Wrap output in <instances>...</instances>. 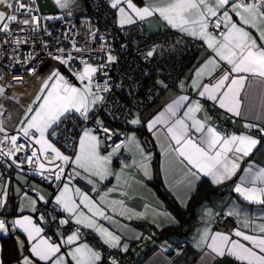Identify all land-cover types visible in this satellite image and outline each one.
Returning <instances> with one entry per match:
<instances>
[{"label": "snow or ice", "instance_id": "6c2138e0", "mask_svg": "<svg viewBox=\"0 0 264 264\" xmlns=\"http://www.w3.org/2000/svg\"><path fill=\"white\" fill-rule=\"evenodd\" d=\"M34 3L35 0H0V6L3 7V10H0V33L12 35L14 24H32L38 28L41 18L33 15L36 11L32 6ZM55 3L60 9H70L74 0H55ZM109 6L118 11V23L121 27L158 15L171 28L207 45L214 56L206 59L195 70L190 85L199 97L214 102L220 109L233 116H240L245 104L250 110L255 109L257 102L264 106V0H215L214 4L209 0H146L143 7L137 6L133 0H109ZM67 14L70 16L72 13L68 11ZM20 15H26L30 19H19ZM233 16L238 19L234 20ZM249 29H254L257 35H253ZM23 30L21 27L20 31ZM90 35L95 39L96 34L91 30ZM73 47L76 52L87 51V48L81 49L75 45ZM103 50L102 46L101 51ZM157 50L158 46L148 49L144 53L145 59L153 58ZM58 52L63 55H54L52 58L63 64L77 83H72L58 68L52 69L43 80L39 94L26 107L17 128V132L30 142V155L15 159L21 151L27 152L26 146L18 142L19 135L9 134L4 120L0 119V146H5L0 147V158L7 157L11 160V163L4 161L8 168L13 165L21 168L27 163L34 166L36 174L44 180L59 182V190L53 201L62 213L66 214V218L57 219L53 216L52 220L57 221L60 226L74 221L78 226L94 229L99 233L103 244L108 247L127 252L129 246L128 243L122 242V236L99 224L97 220V217H100L115 222L112 216L105 214L101 205L107 202L115 206L118 202H108L105 193L98 203L88 192L71 185L77 178H87V183L93 185L92 191H96L92 178L103 181L109 175H116L119 180L120 175L112 173L109 165L112 156L120 151L121 146L126 148L128 144L136 145L144 157L142 166L146 169V175V161L150 156L144 155L134 134L127 136L116 147L109 144L111 151L101 155L102 137L96 133L102 132L103 138L108 141H112L117 133L104 127L99 119L95 129L82 130L72 156L63 154L51 139L67 134L61 125L72 115L79 114L80 118L88 121L97 106L105 102L106 94L112 90L105 69L116 57L109 53L105 63L94 66L83 56L74 57L71 53H65L63 48L58 49ZM77 59L82 65L81 69L72 67V63ZM221 62L228 67L217 77L215 72L221 67ZM29 71L34 73L36 69L31 68ZM101 72L105 79L103 82L95 81V76ZM205 76H208L209 83H203ZM162 86L167 88V85ZM179 87L184 90L185 84L182 82ZM3 93L4 88L0 87V95ZM2 109L3 106L0 105V116L4 115ZM181 109H184L183 114L178 115ZM201 112L204 115L198 118L197 113ZM129 116L131 118L128 123L146 126L158 139L163 135L164 143L161 146L165 154H174L175 160L183 166L189 186L192 183L190 178L199 179L200 174L211 177L213 184L230 180L240 170L245 158L252 156L257 146L264 142V126L257 124H247L245 127L257 129L260 138L251 134L237 135L218 131L212 126V117L207 114L200 101L192 100L188 95L177 96L150 120L142 121L138 114H132L130 110ZM66 167L72 169L71 173H66ZM244 171L246 175L240 178L241 182L236 184L234 191L249 202L264 205V167L257 168L249 162ZM258 183L260 186H257ZM32 190L36 191L35 188ZM112 191L115 189H108V192ZM16 192L20 194L19 189ZM7 198L8 185L0 174V210L7 209ZM23 198L27 201L30 211L36 214V219L32 215H21L12 220L0 218V233L7 234L9 229L18 230L28 241L30 255L27 256L22 252L23 241H17L21 249L19 264H69V261L71 264H101V252L81 240L80 227L68 235L60 233L59 243L44 235L45 230L37 221L47 223V214L39 210L37 203L38 200L45 204L50 201L45 200L43 195L34 199L24 192ZM20 210L24 211V208ZM239 214L235 210L228 213L230 216ZM120 215H125V211H121ZM243 227L249 228L250 221L245 220ZM251 230L258 231L259 234L250 235L241 228L234 229L231 234L211 233L209 229H205L200 234L197 246L205 245L213 257L229 255L241 264H264V224ZM233 236L240 239H234ZM65 246L67 250L62 251ZM111 264H117V261L112 259Z\"/></svg>", "mask_w": 264, "mask_h": 264}, {"label": "built area", "instance_id": "2783aa9c", "mask_svg": "<svg viewBox=\"0 0 264 264\" xmlns=\"http://www.w3.org/2000/svg\"><path fill=\"white\" fill-rule=\"evenodd\" d=\"M78 1L82 4V12L77 16L53 21L46 14L34 12L33 15L41 18L38 28L32 24H14L12 35L0 33V86L4 88L3 95H0V105L3 106L4 115L0 118L9 117V105L11 104L20 109L21 116L16 124L8 129V132L19 135L18 142L25 144L27 149V152L18 153L15 159L19 160L25 155H30L31 149L28 148L30 142L17 132V128L26 107L39 94L43 80L47 78L52 69L58 68L72 83H77L65 66L52 58L54 55H63L58 52V49L63 48L65 53H71L74 57L83 56L94 66L105 63L109 53L116 57V60L108 63L105 69L112 87L111 92L106 94L105 102L97 106L94 113L90 114L88 121L80 118L79 114L72 115L61 125V128L66 129L67 134L51 138L62 153L69 156L76 151V142L82 130L84 128L95 129L97 119L103 122L104 127L117 133L112 141L103 138L102 132L96 133L102 137L101 155L108 154L111 151L109 144L111 147H116L124 140V133L121 131L129 125L128 120L131 118L129 110L132 114L142 113L153 106L165 90L174 89L185 78L202 50L200 42L175 32L150 34L140 22L119 26L115 12L106 0ZM21 27L23 31H20ZM90 30L96 34L95 39L90 35ZM17 40L20 42L15 43ZM73 45L81 49L87 48V51L76 52ZM102 46L103 51H101ZM153 46H158L157 54L151 59H145L144 53ZM72 67L81 69L82 65L77 59L72 63ZM31 68H35L36 71L30 72ZM104 79L102 72L95 76V81L103 82ZM162 85H167V88ZM15 90L19 91L17 93L20 96L19 99L13 96ZM23 100L27 101L25 105L22 104ZM212 114L217 115V110H213ZM222 123L221 132H234L230 118H225ZM57 131L59 132L60 129ZM141 140L148 148L152 147L146 135H142ZM4 161L11 163L7 157L0 158V174L3 178H8L18 171L50 189L52 194L58 192L57 183L59 182L51 183L44 180L36 174L34 166L24 163L21 168L15 165L8 168ZM117 161L128 162L129 157L120 154ZM65 171L71 173L72 169L66 167ZM72 184L88 192L89 195H95L97 192V190L92 191L93 185L88 184L82 178L73 180ZM17 203L18 199L14 198L13 204ZM37 207L47 214V223L42 226L46 237H54L57 232L68 235L75 228L80 227L74 223L60 226L57 221L52 220L53 216L57 219L66 218L52 201L48 204L39 203ZM3 218L7 219V216ZM212 224L215 229L221 231L233 228V222L229 218H214ZM80 228L81 240L100 251L103 262L111 264L112 259L118 260L121 255L118 250L106 248L91 232ZM182 247L183 245L179 243L174 250L180 251Z\"/></svg>", "mask_w": 264, "mask_h": 264}, {"label": "crops", "instance_id": "0c3cea01", "mask_svg": "<svg viewBox=\"0 0 264 264\" xmlns=\"http://www.w3.org/2000/svg\"><path fill=\"white\" fill-rule=\"evenodd\" d=\"M109 4V0H106ZM134 3L139 7L145 6L146 0H133ZM210 3H215V0H209ZM36 8L37 13L46 14L51 17L53 21H61L70 17L77 16L82 12V4L78 0H74L70 9H60L55 0H35L32 5ZM0 10L3 7L0 6ZM71 11L69 16L67 13ZM115 12L117 21L119 14L116 9ZM29 18L26 15H20L19 19ZM234 20L238 18L233 16ZM144 25L145 29L150 34H158L165 31L175 32L179 35L188 37L196 40L202 44V50L199 53L194 64L178 85L174 89H167L163 92L159 100L150 108L142 113H139V117L142 121L152 119L156 114L167 106L173 99L179 95H188L192 100H199L204 110L209 116L212 117L211 124L216 127L218 131H221L223 126L222 121L225 118H230L234 127V132L237 135L240 134H251L260 138L257 129H248L245 127L247 124H257L264 126V106L260 103H256L254 110H250L248 105L242 106V114L240 116H233L227 113L224 109H220L214 102L208 101L206 98H201L197 95L196 91L190 87L191 81L194 78L195 70L198 69L206 59L214 56V53L207 48V45L198 39H194L186 34L173 29L163 21L158 15L146 18L144 21L137 20ZM119 25V23H118ZM120 26V25H119ZM127 26V25H125ZM253 35H257L254 29H249ZM228 66L221 62V67L216 70L215 76H219ZM211 68V66H209ZM185 84V89L181 90L179 85ZM208 76H205L203 83H209ZM1 87V86H0ZM247 89V85H246ZM19 91H14L13 96L19 99ZM243 96L244 93L242 92ZM21 100V98H20ZM27 101L23 100L22 104H26ZM15 105L11 104L9 107ZM18 108V107H17ZM19 109V108H18ZM217 110V115H213L212 111ZM184 109L178 115L183 114ZM143 115V116H142ZM204 115L203 112L197 113V117L200 118ZM6 118H2L4 120ZM6 129H10L14 124L4 121ZM17 122V121H16ZM161 127V126H158ZM138 129H141L143 134L148 137L152 147L148 148L141 140V134ZM124 133V140L127 136L135 135L136 140L139 141L141 148L143 149L144 155L150 156V159L146 161L147 164V175L145 174L146 169L142 166L144 157L136 145L128 144V146L121 147L120 151L113 155L111 163L109 165L112 173L119 174L120 179L117 180L116 175H109L105 180L99 181L97 178H92L96 187V194L90 195L95 201L100 203V197L107 193V201H117V205L112 206L105 202L101 206L105 209V214L112 216L113 221L104 220L103 218L97 217L99 224L108 228L110 231L122 236V242L128 243L129 250L123 252L119 248H110L103 244L102 239L94 229L84 228L91 232L97 240L104 245L106 248L111 250H118L121 255L117 260V264H241L234 257L225 255L224 257H213L210 250L205 245L197 246L200 234L205 230L209 229L211 233L221 232L231 234L234 229L241 228L243 231L250 235H258L257 232H253L251 229L256 228L258 225L264 224V205H259L253 202H249L243 198L239 193L235 192V186L240 183V178L245 176V168L249 166V162L253 163L257 168L264 167V142L257 146L252 156L245 158L241 163L240 170L237 171L236 175L230 180L224 181L221 184H213L211 177L200 174V178H190L192 183L188 185V180L184 176L183 166L180 165L176 160L174 154L166 155L164 148L161 146L164 143L163 135H160L158 139L147 130L146 126L132 125L129 123L128 127L121 131ZM53 142V140H52ZM54 143V142H53ZM55 144V143H54ZM56 146V144H55ZM38 147V146H37ZM58 148V146H56ZM155 151L159 154V170L161 183L165 190L170 194L173 200L181 207L185 208L196 193L199 185L202 182L209 184L211 187L220 190L217 195L211 196L209 199L203 201L195 210V218L191 221L189 227L186 229V237L182 239V249L175 251V246L181 242L176 236H165V230L172 229L178 225L177 218L167 208L165 202L156 194L154 189L150 186V182L153 179V157ZM62 152V151H61ZM120 154H125L129 157L128 162H118L117 159ZM51 156V154H50ZM127 165V167H125ZM8 185V198H7V209L0 210V218L7 216V220L15 219L21 215H32L36 219V215L30 211L27 207V201L23 198V193L27 192L28 196L38 199L40 195L45 197V200L53 201L55 194H52L50 189L44 185L36 182L33 179L27 178L21 172H15L8 178H3ZM87 181V178H83ZM72 187H77L72 184ZM249 186V185H244ZM257 186H260L259 183ZM35 188L36 191L32 189ZM20 190L18 195L16 190ZM108 189H115V191L108 192ZM17 198L18 203L13 204V199ZM122 202V203H121ZM39 203H44L39 201ZM24 211H21V208ZM233 210L239 212L237 215H228ZM121 211H125V215H120ZM142 214V215H141ZM66 216V214H65ZM130 216V218H129ZM229 218L233 222V228L228 231H221L214 228L212 220L214 218ZM250 221V227L244 228V221ZM42 227L44 222H39ZM74 223V221L72 222ZM75 224V223H74ZM142 224V226H140ZM159 225V226H158ZM154 232V235H152ZM60 232L51 237L53 241L60 242ZM139 236V239L134 237ZM12 237L14 239L17 248V260L10 264H19L21 260V249L18 245V239L23 241V255H30L28 251V241L24 234L20 231H12L9 229L7 234L0 233V264H3L1 255V238ZM234 239H240L234 237ZM247 244L248 242L242 241ZM67 246L62 248V251H66ZM71 264V261H69ZM101 264H107L101 260Z\"/></svg>", "mask_w": 264, "mask_h": 264}, {"label": "trees", "instance_id": "16d2710c", "mask_svg": "<svg viewBox=\"0 0 264 264\" xmlns=\"http://www.w3.org/2000/svg\"><path fill=\"white\" fill-rule=\"evenodd\" d=\"M139 133L142 135L141 129H138ZM153 179L149 183L154 189L156 194L165 202L167 208L173 213L177 218L178 225L172 229L165 230V236L162 238H167L171 235L176 236L181 240L186 237L187 228L189 227L191 221L195 218V210L197 207L205 200L209 199L213 195L220 193L219 189L211 187L209 184L202 182L196 193L191 197L187 206L181 208L170 196V194L165 190L161 183L160 170H159V154L155 151L153 157ZM142 226V224L140 225ZM178 243V244H179ZM1 255L3 264H10L11 262L17 260V248L12 237H2L1 238Z\"/></svg>", "mask_w": 264, "mask_h": 264}, {"label": "rangeland", "instance_id": "374dc122", "mask_svg": "<svg viewBox=\"0 0 264 264\" xmlns=\"http://www.w3.org/2000/svg\"><path fill=\"white\" fill-rule=\"evenodd\" d=\"M21 113L22 112L20 111V109H18L16 106L9 107V117L4 119V121H6V122H10L11 121L12 123H16L18 118L21 116ZM135 114H139V113H135ZM0 119H2V118H0Z\"/></svg>", "mask_w": 264, "mask_h": 264}, {"label": "water", "instance_id": "95a60500", "mask_svg": "<svg viewBox=\"0 0 264 264\" xmlns=\"http://www.w3.org/2000/svg\"><path fill=\"white\" fill-rule=\"evenodd\" d=\"M152 235H154V232H152Z\"/></svg>", "mask_w": 264, "mask_h": 264}]
</instances>
